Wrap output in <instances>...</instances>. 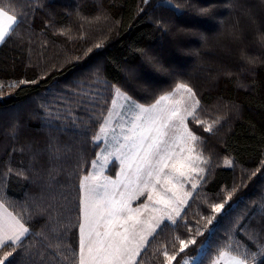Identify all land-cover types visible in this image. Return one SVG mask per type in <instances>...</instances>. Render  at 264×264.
Listing matches in <instances>:
<instances>
[{
    "label": "trees",
    "instance_id": "1",
    "mask_svg": "<svg viewBox=\"0 0 264 264\" xmlns=\"http://www.w3.org/2000/svg\"><path fill=\"white\" fill-rule=\"evenodd\" d=\"M8 4L14 10L18 4H30L36 9L27 25L18 20L13 26V40L0 44V162L9 161L13 169L5 177L6 169L0 163V185H7L5 205L13 213L21 212L26 194H34L38 188L16 174L25 158L13 151L20 144L8 135L10 127L20 123L24 126V136L37 135L41 129L39 117L43 114L40 105L53 96L67 95L62 91L67 88L97 90L101 93L97 99L110 104L112 93L107 85L92 82L87 74L101 67L103 79L123 86L124 69L138 65L141 53L147 51L160 56L165 68L177 70L178 79L196 87L203 105L202 119L220 120L214 133L200 131L205 140L201 150L205 157H210L206 165L209 175L207 183L193 192L187 206L188 228L182 222L178 229H166L153 244H166L171 252L173 245L179 248L180 239L195 237L196 244L178 255L173 264H181L184 257L196 255L202 245L203 253L196 264L201 261L211 264L217 246L225 242L226 233L237 218L241 225L264 223V4L261 0H0V5ZM42 4L54 10L55 15L49 17L40 8ZM201 8H211V14H199ZM49 19L51 25L47 23ZM224 25H227L226 34L236 25L241 39L233 41L222 34ZM178 28L203 33L208 40L203 42L197 35L179 34ZM61 29H68L69 35L62 34ZM24 32H30L35 41L31 49H21L14 42ZM219 39L224 41L220 43ZM245 56L258 58L254 73L243 71ZM78 79L84 80V84L74 83ZM24 80L38 83L22 84ZM146 83L153 90H168L173 79L165 73L152 72ZM133 95L140 103L153 102L148 94ZM85 99L95 102L90 92L85 93ZM235 106H239V112L233 110ZM101 110L97 109V114ZM74 111L80 114L78 109ZM97 131L98 126L94 125L93 132ZM93 132L84 145L87 170H91L90 162L102 148L101 142L91 140ZM72 136L73 133H68L62 139L73 144ZM226 158L233 161L230 167L223 165ZM72 167L70 153L58 179L65 186L63 195L70 201V211L63 212L61 219L75 225L79 178L68 175ZM257 168L261 171L250 178ZM118 170L119 163L113 160L106 172L116 176ZM241 180L245 187H239ZM234 184L237 190L231 201L225 203L222 214H214L210 205L224 203ZM55 195L59 197V193ZM63 203L67 202L58 199L56 207ZM208 219H212L211 224ZM40 223L36 224L37 230ZM197 231L203 234L197 235ZM77 232L75 228L69 233L67 243L73 247L77 246ZM240 243L251 244L243 231L228 241L229 248ZM33 244L45 260L56 255L55 249L45 247L42 238ZM6 249H0V254ZM57 259H60L58 255ZM6 264H21V257L14 253ZM151 264H164L162 254L152 259Z\"/></svg>",
    "mask_w": 264,
    "mask_h": 264
},
{
    "label": "snow or ice",
    "instance_id": "2",
    "mask_svg": "<svg viewBox=\"0 0 264 264\" xmlns=\"http://www.w3.org/2000/svg\"><path fill=\"white\" fill-rule=\"evenodd\" d=\"M261 3L264 4V0ZM40 8L47 11L49 17L55 15L54 10L43 4ZM34 11L36 9L30 4H18L16 10L11 4L0 5V44L13 40V25L18 20L27 25ZM211 11V8L198 9L201 15H210ZM47 23L51 25L52 20ZM177 31L197 35L203 42L208 40L203 33L179 28ZM61 32L69 35L68 29H61ZM229 35L233 41L241 39L236 25L232 26ZM14 42L21 49H31L35 44L30 32L22 33ZM141 56L138 65L124 69L123 86L103 79L101 67L87 74L92 82L107 85L112 93L110 104L97 99L101 95L97 90L67 88L62 90L67 95L53 96L49 102L40 105L43 114L39 117L41 129L37 135L24 136V126L20 123L10 127L8 135L20 144L19 149L13 151L25 158L20 161L16 174L29 180L38 192L26 194L21 212L0 211V249H10L0 255V264H6L14 253L21 257V264H151L159 254H162L164 264H173L178 255L196 244L195 237L180 239L179 248L173 245L170 252L166 244L154 245L153 241L164 235L166 229L180 228L182 222L188 228L187 206L193 192L207 183L209 175L206 165L210 157H205L201 150L205 140L200 131L214 133L220 120L201 118L203 105L196 87L178 79L177 70L165 68L160 56L147 51ZM75 59L79 60V57ZM244 59L243 71L254 73L258 58L245 56ZM152 72L170 75L173 79L170 89H150L146 81ZM21 83L36 84L38 81ZM74 83L83 85L84 80L78 79ZM86 92H90L94 103L85 99ZM130 93L148 94L153 102L140 103ZM97 109L102 110L97 114ZM233 110L239 112V106ZM94 125L98 126L97 132H93ZM90 132H93L91 140L103 139L105 147L100 148L90 162L91 170H87L84 145ZM68 133H73V144L62 139ZM70 153L73 167L68 175L75 174L79 178L75 225L61 219L63 212L70 211V201L63 195L65 186L58 179ZM112 156L119 161L115 178L105 175L104 171ZM0 163L6 169L3 175L8 176L13 171L9 161ZM227 163L232 165L233 161ZM260 171L257 168L251 172L250 178ZM239 187H245L243 180ZM6 188V184L0 185V209L5 207ZM236 190L234 184L224 203L210 205L212 212L222 214L225 203L231 201ZM55 193H59V197ZM142 197L146 199L139 203ZM58 199L67 203L57 208ZM133 202H137L135 207ZM40 221L37 230L36 224ZM208 223L211 224L212 219H208ZM75 228H78L77 246L73 247L67 241L70 231ZM241 231L251 242L250 246L240 243L229 248L228 241ZM202 234L197 231V235ZM226 236L225 242L217 246L211 264H264V223L241 225L237 218ZM39 238L44 240L46 248L56 250L50 260H45L33 244ZM192 259L195 261L196 258ZM183 264H189V261L185 259Z\"/></svg>",
    "mask_w": 264,
    "mask_h": 264
},
{
    "label": "rangeland",
    "instance_id": "3",
    "mask_svg": "<svg viewBox=\"0 0 264 264\" xmlns=\"http://www.w3.org/2000/svg\"><path fill=\"white\" fill-rule=\"evenodd\" d=\"M222 20H225V19H222ZM226 22V21H225ZM229 23V22H228ZM228 25V24H227ZM227 25H224V26H222L221 27V33L222 34H225L226 35V37H230V35H229V32H228V34H226L227 33V30L225 29V27L227 26ZM14 26V25H13ZM229 26H230V24H229ZM231 27V26H230ZM224 29V30H223ZM223 30V31H222ZM210 32V31H209ZM220 33V32H219ZM213 38V37H212ZM224 40L223 39H219L218 40V42H223ZM217 43V42H216ZM218 44V43H217ZM220 45V44H219ZM209 46V45H208ZM212 49H213V51H215L214 49H216V48H214L213 46H210ZM216 52H219V49L216 51ZM98 142H101L102 143V148L103 147H105V141L103 140V139H100V140H97ZM113 160H116L118 163H119V161L116 159V157L115 156H112V157H109V162H108V164L105 166V175H107V176H110V175H108L107 174V169H108V167H109V165H110V163L113 161ZM228 160H232L231 158H226V159H224V161H223V165L224 166H226V167H230L231 165H229L228 163H227V161ZM119 171V170H118ZM117 174H118V172H117ZM116 174V175H117ZM110 177H112V178H115L116 176H110ZM189 191H191V189L189 188L188 189ZM146 199V197H144V199H142V201H140L139 203H143L144 202V200ZM136 204H137V202H133V207H135L136 206ZM8 250H10V249H6V250H4V251H8ZM3 251V252H4ZM3 252H1V254L0 255H2L3 254ZM202 253H203V250L202 249H200L199 250V252L196 254V255H194V256H187V257H184L183 259H182V262H181V264H183V261L185 260V259H187L188 261H189V264H196L198 261H199V259H200V257H201V255H202ZM192 258H196L195 259V261H193V259ZM8 259H10V257L8 258ZM174 262V261H173Z\"/></svg>",
    "mask_w": 264,
    "mask_h": 264
},
{
    "label": "crops",
    "instance_id": "4",
    "mask_svg": "<svg viewBox=\"0 0 264 264\" xmlns=\"http://www.w3.org/2000/svg\"><path fill=\"white\" fill-rule=\"evenodd\" d=\"M0 211H3L5 213L12 212L6 205H5V207L3 209H0Z\"/></svg>",
    "mask_w": 264,
    "mask_h": 264
}]
</instances>
